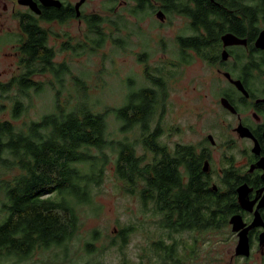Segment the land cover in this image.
<instances>
[{
    "label": "trees",
    "instance_id": "1",
    "mask_svg": "<svg viewBox=\"0 0 264 264\" xmlns=\"http://www.w3.org/2000/svg\"><path fill=\"white\" fill-rule=\"evenodd\" d=\"M176 11L191 19L195 32L178 39L177 65L191 64V52L203 61H210L211 46L219 42L223 18L216 22L211 17L215 14L208 0L197 3L196 8L181 3ZM86 23L92 29L96 48L103 46L108 38L103 29L95 26L96 22ZM30 37V46L43 54L40 61H51L54 53L44 47L42 36L30 34ZM139 59L144 57L139 55ZM27 69L30 75L52 72L59 84L68 73L66 65L50 63ZM143 76L149 86L131 92L127 102L118 108L95 112L84 98L62 104L57 92L53 111L38 121L21 129L9 121H0V204L5 213L0 222L1 261H24L35 251L67 247L80 228L79 209L93 205L94 192L101 186L110 164L126 192L137 195L144 207L150 206L160 217L163 230L182 233L221 229L227 214L224 207L235 203L234 194L231 190L213 193V189H208V179L202 176L201 159L193 145L176 144L169 150L160 142L166 79L164 72L149 66H145ZM74 79L85 95L84 84ZM41 86L22 79L14 88L18 95L27 97L29 91L40 94ZM8 91V85L0 86V96ZM13 103L12 119L18 120L25 107L18 98ZM109 116L119 124L120 139L110 138ZM136 133L138 141L126 137ZM137 143L150 154L148 161L137 155ZM130 230L131 227H124L118 233L120 248ZM170 246L153 244L166 258L175 253Z\"/></svg>",
    "mask_w": 264,
    "mask_h": 264
},
{
    "label": "rangeland",
    "instance_id": "2",
    "mask_svg": "<svg viewBox=\"0 0 264 264\" xmlns=\"http://www.w3.org/2000/svg\"><path fill=\"white\" fill-rule=\"evenodd\" d=\"M103 1L91 0L88 10L93 5L100 10L99 2ZM111 20L113 24H104L103 28L107 42L99 48L90 41L95 40L92 34L84 36L87 45L79 55L78 51L60 50L61 45H56V60L63 57V64L68 68V73L60 79L61 84L51 76L41 83L40 94L29 91L27 97L11 93L1 95L3 111L0 121H9L17 129L38 121L53 111L57 92L60 103H74L84 98L95 112L121 107L131 92L149 86L143 76V66L137 60L141 52H146L149 64L162 67L166 79L167 99L161 118L163 133L160 142L169 150L176 144L210 146L202 140L208 134L213 136L210 129L217 116L215 88L219 78L211 66L201 60L193 59L191 64L177 65L179 50L176 38L190 34L188 21L179 16H168L159 26L155 16L137 21L122 15ZM70 29L73 35H78L76 23ZM74 78L84 84L85 95ZM17 98L25 107V113L18 120H13V99ZM108 119L110 138L120 139L122 136L117 133L119 124L112 116ZM127 136L130 141L139 140L137 133ZM211 151V168L216 171L221 156L218 150ZM136 153L146 161L151 158L138 143ZM105 172L101 186L94 192L93 205L79 209L80 228L67 247L35 251L24 261H1L0 257V264H123V261L128 264H157L161 257L158 255L163 251H156L154 243L171 245L178 253L179 243L185 247L190 240L196 241V252L201 259L205 255L207 258H222L230 252L232 244L223 241L231 236L226 229L182 233L163 230L160 217L151 207H144L137 195L126 192L124 184L115 176L113 164L108 165ZM4 216L0 204V222ZM124 227H131V230L126 234L125 245L120 248L118 233ZM87 244L90 247H86Z\"/></svg>",
    "mask_w": 264,
    "mask_h": 264
},
{
    "label": "flooded vegetation",
    "instance_id": "3",
    "mask_svg": "<svg viewBox=\"0 0 264 264\" xmlns=\"http://www.w3.org/2000/svg\"><path fill=\"white\" fill-rule=\"evenodd\" d=\"M203 1L104 0L99 2L100 10L94 5L88 10L91 0H0V86L8 85V93L18 97L14 85L22 79L43 83L48 77L54 78L49 71L30 75L27 67L39 63L66 65L63 57L56 60L55 47L61 45L60 50L78 51L79 55L87 45L84 36L92 34L88 21L103 29L104 24H113L111 19L122 15L137 21L155 16L161 26L168 16H179L188 21L190 31L189 35L176 38L179 50L178 39L193 36L195 32L191 29V19L178 14L177 7L185 3L196 8ZM208 3L215 14L211 17L216 22L223 18L222 33L219 42L211 46L210 61L199 59L193 52L191 55L194 60L209 64L219 78L215 88L217 116L210 129L213 136L208 134L202 140L210 146L198 143L194 147L201 159L202 176L208 179V189H213V193L231 190L234 194L235 203L224 207L227 214L221 227L231 235L223 241L230 242L232 247L225 257L205 255L201 259L196 252V241L190 240L185 247L179 243V252L174 251L172 258H166L163 252L157 264H264V0H208ZM74 23L78 35L71 32ZM30 34L42 36L44 47L54 53L51 61H40L43 54L30 46ZM224 36L238 39L240 44L224 47ZM223 51L227 53L225 61L221 59ZM139 55L144 59L140 61ZM139 55L137 60L143 70L149 66L163 73L162 67L149 64L146 52ZM212 149L221 156L216 171L211 168ZM204 162L208 163V172L202 171ZM238 194L242 196L241 204ZM234 217L241 223L237 231H233L231 224ZM242 237H246L247 254L236 253Z\"/></svg>",
    "mask_w": 264,
    "mask_h": 264
},
{
    "label": "water",
    "instance_id": "4",
    "mask_svg": "<svg viewBox=\"0 0 264 264\" xmlns=\"http://www.w3.org/2000/svg\"><path fill=\"white\" fill-rule=\"evenodd\" d=\"M222 41H223V46H229V45H237L240 44V41H238V39H235L231 36H224L222 37ZM221 59L223 61H225L227 59V53L225 51L222 52L221 54ZM244 136H247V134H244ZM208 163L204 162L203 167H202V171L203 172H208ZM238 202L241 204L242 203V196L241 194H238ZM257 219H255L256 221ZM231 224L233 225V231H237L239 229V227H241V223H240V219H237V217H234L231 219ZM246 237H242V239L240 238V242L237 245L236 248V253L237 254H247V242H246Z\"/></svg>",
    "mask_w": 264,
    "mask_h": 264
}]
</instances>
